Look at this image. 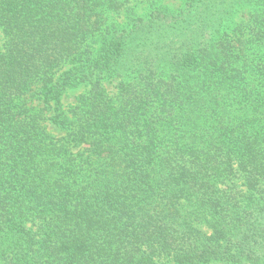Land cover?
<instances>
[{
	"label": "trees",
	"instance_id": "16d2710c",
	"mask_svg": "<svg viewBox=\"0 0 264 264\" xmlns=\"http://www.w3.org/2000/svg\"><path fill=\"white\" fill-rule=\"evenodd\" d=\"M130 1L0 0V264H264V0Z\"/></svg>",
	"mask_w": 264,
	"mask_h": 264
},
{
	"label": "rangeland",
	"instance_id": "374dc122",
	"mask_svg": "<svg viewBox=\"0 0 264 264\" xmlns=\"http://www.w3.org/2000/svg\"><path fill=\"white\" fill-rule=\"evenodd\" d=\"M180 0H161V3L172 7V8H176L178 5H180ZM134 4V6H136L137 12L138 13H144L147 11V4L142 1V0H131L130 1V5ZM239 13V12H238ZM118 19H121L120 17ZM241 19L240 15L238 14L237 17L235 18L236 21H239ZM5 41V36L3 34V32L0 29V49L3 47V43ZM105 87L108 91L110 92H114L116 91V80H109L105 83ZM80 92V89L78 90H72L70 92L67 93V95H65L64 100L66 103H74V99L75 96ZM34 103H37V100L34 101ZM40 106H42V104H40ZM45 124L47 125V129L55 134V135H61L63 134V131H61L60 129H58L56 126H54L53 124H51L50 122L46 121Z\"/></svg>",
	"mask_w": 264,
	"mask_h": 264
}]
</instances>
